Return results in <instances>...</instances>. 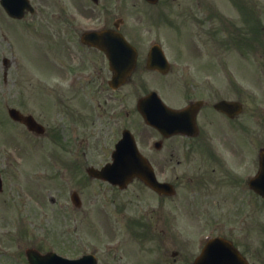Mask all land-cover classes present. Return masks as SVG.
I'll use <instances>...</instances> for the list:
<instances>
[{
	"label": "rangeland",
	"instance_id": "374dc122",
	"mask_svg": "<svg viewBox=\"0 0 264 264\" xmlns=\"http://www.w3.org/2000/svg\"><path fill=\"white\" fill-rule=\"evenodd\" d=\"M35 1L39 3L38 6L44 9V12L42 11L38 16L40 20L26 18L18 24L9 19L0 5V172L4 181V191L0 195V240L4 241V251L12 252L14 246L7 247L6 245L12 241L17 242V238L26 242L29 235L35 234V229L31 227V224L38 223L44 224L48 232L54 235L52 238H55L59 244L67 238V235L60 233L67 231V228L72 229L68 236L72 235L70 237L72 248L68 249L70 256L94 251L97 248L102 250L97 245L92 247L91 243H87L89 240L96 241L95 238L98 236H101L99 246H102L103 242L118 239L122 240L121 245L123 246L125 241L128 243L138 241L127 229H122L112 235L110 233L111 218L106 215L108 203L102 205L107 199H115L120 203L133 200L134 203H126L129 209L127 213L132 216L136 214L145 216L147 210L158 209L157 199L149 191L142 190L139 182H134L126 191L119 192L118 190H108L110 189L108 184L104 185L105 182L91 179L88 176L87 168L89 166L100 167L109 161L108 157L102 155V148L108 151L113 147L109 136L98 131L100 127L98 103L103 101L106 96L103 92L95 90L92 91L91 96L83 93L81 97L80 94L73 95L70 91L66 94L61 93L65 96V102L71 107L76 104L84 105L83 112L92 116L88 123L83 124L81 134L84 142L81 144V137L75 142L74 138H70L71 130L74 127L73 133L75 134L72 135H77V129L78 136H80L79 127L82 125L70 118L69 113L66 116L61 112L63 106L56 103L59 102L56 99L59 97V93L53 90L62 80L60 69L58 65L49 70L47 68V66L50 67L52 61L59 64L63 60L65 38L79 37L74 30H71L73 34L70 35V27H68L69 30H66V28L60 27V23H75L79 12L93 20V23L100 22L102 19L100 17L105 12L111 19V25L121 18L124 19L126 23L123 24V30L129 32V37L131 35V40L134 43L137 41V44L145 46L149 37L151 39L152 36L147 35L144 28L149 27L153 31L156 29L157 32L154 34H157L160 26L165 29V25L167 26L168 22L171 23L173 19L186 24L187 21L181 18L193 17L189 20L191 22L189 32L192 34L189 37L192 38L191 45L196 44L197 51L200 49L199 56L207 55L209 52L214 57L218 56V46L216 42L212 41L207 47L204 25L206 10L210 9V6H216L219 10L221 9L222 15L227 17V22L238 25L246 22V31H251V7L256 13V22L258 21L264 27V0H248L251 7L246 6L245 11L237 3L232 5L230 0V3H226V0H198L201 3L200 6H197V0H177L175 3L170 0V4L167 0L169 8L165 5L166 0H162L160 9L157 6L159 10H152L142 0H99L97 6L91 0ZM172 7H174L173 12L180 13V18L177 13L176 16L172 13ZM241 11H244V16ZM209 14L212 18V14ZM145 16L148 17L146 21ZM213 23V28H215L216 24L222 22L220 18L214 20L213 17ZM179 27L178 35L174 33L172 36V31H170V35L164 34L162 31L159 32L160 36L166 37V41H170L168 46L171 57L174 49L172 42L179 40L180 43H184L186 39V30ZM216 39L218 40L219 37ZM259 50L256 75L253 73L251 60L239 63L238 69L234 71L237 72L234 74L235 76L230 75V69L227 71V75L206 76L201 73L206 69L204 68L207 66L205 62L197 65L200 68L196 71L198 73L190 67L191 62L178 63L189 70L182 71V74L171 73L168 77H158L151 71L142 72L141 70L138 73L140 80L137 85L113 93L116 98L110 103L115 104L116 108V129L130 128L141 141H147L148 138L155 136V133L154 131L150 132L137 111L136 106L139 98L145 95L146 90L159 89L164 100L174 105L173 103L176 101L174 92H179L178 87L181 85L188 87L193 81L202 90H208L210 87L233 86L238 87L241 92L243 91L244 101L249 103L247 107L249 116L252 109L259 108L258 111H254L252 117L258 119L260 139L264 140V53H262L261 44ZM178 53L180 56H185V52ZM57 54L59 56L55 57ZM234 56L232 59L230 57L228 59L231 70L234 68L231 61L237 59ZM213 57L211 59L216 61L217 58ZM5 59L9 62L8 66L5 64ZM145 79L147 85H144ZM93 86L91 85V87ZM232 93L233 91L231 94H222V96H232ZM124 103L125 110L124 107L118 110ZM10 107L34 114L50 127L52 135L56 132L55 136L46 139L33 138L24 127L16 125L9 118L8 108ZM93 121L97 124L94 125ZM70 124L74 126H70ZM180 147V150L186 149L185 144ZM72 163H76L80 167L79 172L74 170ZM177 164L175 160L170 166L172 169L167 176L172 181L174 176H181L178 185L181 186L182 197H189L190 165L185 157L181 164ZM77 188H81L83 192V211L79 213L74 210L70 201L71 193ZM61 194L64 195L63 198ZM52 199L61 200L60 204L64 206L63 218L60 216L59 203L53 204ZM98 209L101 212H98ZM259 211V222L264 224V205L260 204ZM44 212L47 213L50 222L45 223V217L42 216ZM54 214H56L55 219L52 218ZM76 214L78 218L83 216L82 221H76ZM97 215L103 217L98 219ZM79 232L84 238L82 240L83 248L80 246L76 248L74 242ZM88 236L90 238L86 240ZM257 243H259V250L264 262V228L261 226Z\"/></svg>",
	"mask_w": 264,
	"mask_h": 264
},
{
	"label": "flooded vegetation",
	"instance_id": "af4514ba",
	"mask_svg": "<svg viewBox=\"0 0 264 264\" xmlns=\"http://www.w3.org/2000/svg\"><path fill=\"white\" fill-rule=\"evenodd\" d=\"M38 10L41 13L44 9L39 7ZM206 11L204 25L206 27L207 47L212 41L216 42V37L219 35L220 48L217 50L218 56L213 57L209 52L207 55L199 56L200 49L197 51L196 44L191 45V40H188V38L185 39L184 43H180L179 40L173 42L172 59L167 52L168 45L164 44L163 40L150 39L149 37V41L145 43V46H142L137 44V41L134 43L130 39L138 49V65L129 82L117 89L111 84L116 73L107 55L98 48L83 43L82 37L86 32L85 28L91 26L89 30H92L95 28L93 26L99 23L102 28H112V30H117L129 37V32L124 31L122 28L126 21L121 18L111 26V19L104 12V15L100 17L102 18L101 21L93 23V20L88 19L79 12L76 23L61 22L60 27L62 26L66 30H68V27L75 29L77 26L76 29L79 28L80 36L77 44L73 43L71 39L65 38V51L62 55L64 58L62 57L63 60L60 62L59 67L62 80L58 85L60 87L53 88L54 92L59 93V97H56L59 102L56 103L63 106L61 112L65 113L66 116L69 113L70 118L82 125V127H79L80 136H78L77 129V135H72L75 134L73 133V127L70 138H74V141L77 142L78 138L81 137V144L84 142L81 134L83 124L89 122L91 115H86L83 112L85 110L84 105L80 104L79 106L76 104L72 108L65 102V96L61 93L66 94L70 91L73 95L80 94V97L83 93L91 96L93 90L104 93L106 98L104 97V100L98 103V108L100 107L98 109V119L100 120L98 131L106 134L111 139L112 149L106 151L102 148L101 151L102 155L110 160L116 143L121 139L123 132L128 129L127 127L116 129V108L115 104L110 103V101L116 98L113 93L137 85L140 80L138 73L141 70L142 72L151 71L158 77H168L171 73L182 74V71L189 70L178 63L191 62L190 67L196 72L197 69H200L197 65L205 62L207 66L204 68L206 69L200 71L206 76H211L212 73L214 75L225 74L229 69L230 75H233L237 73L234 71L238 69L237 65L239 63L249 62V59H251L253 62L252 70L256 75L260 46L258 32L256 30L244 32L242 24H229L222 16L221 19L222 21L224 19V22L216 24L213 28V18L209 13L212 14V11H215L216 15L221 14L216 8H208ZM35 15L27 14L26 17L33 16L32 19L37 20L38 17H35ZM146 18L148 17H144L145 21ZM217 18L215 16L214 20ZM175 25L178 26V24ZM176 27L173 30L178 35L179 29ZM144 31L149 36L157 32L156 29L153 31L149 27H146ZM245 36L246 39L243 38ZM154 45H159L171 59L172 69L168 74L164 75L149 67V55ZM244 45H250V47L244 48ZM178 52H185V56H180ZM233 55L237 59L231 61L232 67H234L231 70L228 58L232 59ZM212 57L217 58V60L213 61ZM181 67L182 69H180ZM142 72L141 74H143ZM91 85L94 86L91 87ZM144 85H147L146 79ZM185 86L187 85L178 87L179 92H174L176 101L173 106L180 109L203 101L198 106L196 115L197 129H191L187 136L165 137L158 130L146 125L150 132L154 131L155 133V136L148 138L147 141H141L135 133L141 151L155 167L159 180L171 183L175 188V193L173 195L156 193L139 182L143 188L142 190L149 191L150 194L154 195L158 203V209L147 210L145 216L139 214L132 216L127 213L129 209L126 203H134L133 200L120 203L115 199H107L102 206L108 203L106 207L109 213L105 214L111 218L110 233L114 235L117 231L127 229L138 241L128 243L124 240L125 245L123 246L121 245L122 240L118 239L109 242L110 246L105 249H103L104 245L108 242H103L100 247L102 250L94 252L98 264H194L195 259L207 244V240L213 236L229 240L250 264L264 263L259 250V243H257L260 230L259 207L260 204L264 205V199L252 187L260 171L261 154L264 153V140H261L259 135L260 123L257 118L252 117L254 111H258L259 108L252 109L249 116L247 109L249 103H245L243 91L241 92L238 87L221 86L220 88L210 87L208 90H202L193 81L188 87ZM151 91L152 89L146 90L145 94ZM232 91L234 97L222 96V94H231ZM222 101L232 102L234 107L231 110L222 111L219 107ZM236 105H240L242 108L239 113L236 111ZM124 106L125 103L118 110H121ZM123 109L125 110V107ZM24 114L33 115L37 122L45 126L46 131L43 135L28 132L33 138L46 139L55 136L56 132L52 135L50 127L34 114ZM93 122L94 125L97 124V122ZM15 123L25 128V125ZM70 126L74 125L70 124ZM117 134L119 135L115 136ZM183 144L186 145V149L180 150V145ZM184 157L190 165V175L188 176L189 197H182L181 186L178 185L181 176H174L173 181L167 176L172 169L170 166L173 162L176 160V164H181ZM107 162L109 161H106L103 165ZM72 167L75 168V171H80V167L76 163H72ZM106 184L108 183H104V185ZM108 185L110 186L108 190H118L119 192L127 190ZM74 194L82 200L83 192L81 188H77L72 192L71 202ZM63 196L61 194L62 198ZM57 202L60 206V216L63 218L64 206L60 204L61 200L52 199L53 204H57ZM73 206L76 212L83 211V205L81 207ZM109 207L114 208L109 209ZM97 211L101 212L100 209ZM42 216L45 217V223L50 222L47 213L44 212ZM96 217L100 219L103 216L97 215ZM52 218L55 219L56 214ZM82 219L83 216L78 218L76 214V221H82ZM262 227L264 228V225ZM34 233L31 234L30 230L31 235H29L26 242L17 238V242L8 243L7 247L14 246L12 252L4 251V241L0 240V264H33L29 261L28 252L32 256H45L52 251L66 255L69 252L68 249L72 248V240H70L72 235L68 237L71 233H67L66 230L65 234L60 233L61 235H67V238L60 244L55 238H52L54 235H51L42 223H38ZM99 238L101 236L97 237V242H99ZM82 240L83 237L79 232L74 241L76 248L79 246L83 248L84 243Z\"/></svg>",
	"mask_w": 264,
	"mask_h": 264
},
{
	"label": "water",
	"instance_id": "95a60500",
	"mask_svg": "<svg viewBox=\"0 0 264 264\" xmlns=\"http://www.w3.org/2000/svg\"><path fill=\"white\" fill-rule=\"evenodd\" d=\"M14 0H3V5L6 7V9L9 11V13L11 15H15L12 11V4L11 2H13ZM18 1V5L19 7H23V5L21 4L22 3V0H17ZM144 101L146 100H142L141 103H140V110L143 112L145 118L147 119V121L151 124H154V123H157L158 121V117H157V113L153 110L150 109L149 106L147 107H144L143 106V103ZM147 102V101H146ZM11 113V116L16 119V120H23L27 125H29L30 127L33 126V121L31 118H22L20 116V114L18 113V111L16 110H11L10 111ZM170 116H175V117H180V116H177V115H172V114H169ZM168 127H172L171 125L168 126ZM165 128H167V126H165ZM93 175L97 176V177H103V178H106L108 177L107 174H105V172H97L95 171L93 173ZM148 175L150 177V175L152 176L153 178V173H152V170L151 168L149 167V165H147L145 163V167H139L137 168V166H134V168L132 169V171L130 173H127L126 174V177H127V180L126 182L130 181L131 179H133L134 177H139V178H142L143 180L145 179L144 177ZM262 178H263V175H262ZM262 178H261V181H262ZM145 182H147L148 184L152 185V186H155V181H154V178L153 180H148L147 178L144 180ZM0 186H1V180H0ZM156 187V186H155ZM260 193L264 195V189L261 187L260 188ZM51 261L50 258H48V260L46 261L47 263H50L51 264ZM59 264H86V262H82L81 261H71V260H64L62 261L61 263Z\"/></svg>",
	"mask_w": 264,
	"mask_h": 264
}]
</instances>
